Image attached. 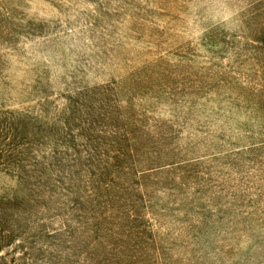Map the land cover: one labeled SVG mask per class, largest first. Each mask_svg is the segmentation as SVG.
Returning a JSON list of instances; mask_svg holds the SVG:
<instances>
[{
	"label": "rangeland",
	"instance_id": "374dc122",
	"mask_svg": "<svg viewBox=\"0 0 264 264\" xmlns=\"http://www.w3.org/2000/svg\"><path fill=\"white\" fill-rule=\"evenodd\" d=\"M0 264H264V0H0Z\"/></svg>",
	"mask_w": 264,
	"mask_h": 264
}]
</instances>
